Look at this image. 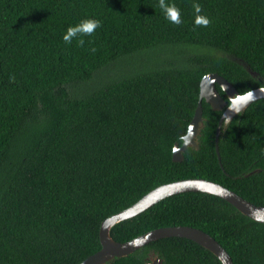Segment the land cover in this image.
<instances>
[{"label":"trees","instance_id":"obj_1","mask_svg":"<svg viewBox=\"0 0 264 264\" xmlns=\"http://www.w3.org/2000/svg\"><path fill=\"white\" fill-rule=\"evenodd\" d=\"M165 4L179 9V23L160 0H0V264H82L101 251L105 220L183 180H207L264 207V100L223 128L222 166L223 114L204 102L199 150L173 161L205 76L220 75L241 95L264 88V0ZM89 19L101 26L64 41ZM170 47L181 61L103 78L123 57ZM172 227L207 233L234 264H264V224L203 193L170 197L111 235L127 243ZM153 254L164 264H222L179 238L112 264H151Z\"/></svg>","mask_w":264,"mask_h":264},{"label":"water","instance_id":"obj_2","mask_svg":"<svg viewBox=\"0 0 264 264\" xmlns=\"http://www.w3.org/2000/svg\"><path fill=\"white\" fill-rule=\"evenodd\" d=\"M240 63L253 77L258 76L246 64ZM217 86L227 95L231 103L229 107L221 96ZM261 100H264V88H259L241 95L228 80L220 75L210 74L205 76L201 82L200 101L195 117L189 127L188 134L183 139V145H175L173 161L175 163H181L184 161V155L189 149L199 150V138L205 128L203 104L206 102L211 106L213 111L223 112L216 135V150L220 165L222 166L220 138L223 128H227L238 116L244 114L254 103ZM187 193H203L220 198L245 217L254 222L264 224V207H257L236 193L213 182L203 179L183 180L155 189L131 208L105 220L100 231L101 251L82 264H112L117 259L127 258L152 243L171 238L193 241L215 255L222 264H234L229 253L215 238L201 230L191 227L158 229L127 243H118L112 238L111 232L113 228L120 223L145 213L170 197ZM150 261L151 264H164L163 260L158 257L155 259L151 257Z\"/></svg>","mask_w":264,"mask_h":264},{"label":"rangeland","instance_id":"obj_3","mask_svg":"<svg viewBox=\"0 0 264 264\" xmlns=\"http://www.w3.org/2000/svg\"><path fill=\"white\" fill-rule=\"evenodd\" d=\"M179 48L170 47L167 49H151L147 51H141L131 56L123 57L118 60L115 67L104 72L103 78L107 81L113 79L114 75H130L133 73L147 70L150 67H156L162 62L170 63L175 61L176 63L181 61L182 56H176Z\"/></svg>","mask_w":264,"mask_h":264},{"label":"clouds","instance_id":"obj_4","mask_svg":"<svg viewBox=\"0 0 264 264\" xmlns=\"http://www.w3.org/2000/svg\"><path fill=\"white\" fill-rule=\"evenodd\" d=\"M160 7L163 9L166 13V16L169 20L179 23V9L176 8L174 5H168L165 4V0H160ZM194 8L197 13L201 11V8L198 4L194 5ZM197 23L207 25L209 23L207 18L204 17H198ZM100 21L98 20H84L80 24H78L75 27H70L67 30V33L64 35L63 39L66 43H70L73 38H76L78 35L84 34V35H91L97 28H99ZM79 45H84V40H79Z\"/></svg>","mask_w":264,"mask_h":264},{"label":"flooded vegetation","instance_id":"obj_5","mask_svg":"<svg viewBox=\"0 0 264 264\" xmlns=\"http://www.w3.org/2000/svg\"><path fill=\"white\" fill-rule=\"evenodd\" d=\"M239 63H240V61H239ZM217 88H218V90L219 89H221L219 86H217ZM222 90V89H221ZM223 91V90H222ZM219 92H220V90H219ZM221 94V93H220ZM226 95V94H225ZM221 96L223 97V95L221 94ZM224 98V100L227 102V104H228V107L230 106V101H229V99H228V97H227V95H226V98L225 97H223ZM222 114H223V112H222ZM223 116V115H222ZM258 172H260L259 170H256V171H253L252 173H250V175L249 176H251V175H254V174H256V173H258ZM151 257H152V259H155V258H157L154 254L153 255H151ZM151 257L149 258V260L151 259ZM150 263H151V261H150Z\"/></svg>","mask_w":264,"mask_h":264}]
</instances>
